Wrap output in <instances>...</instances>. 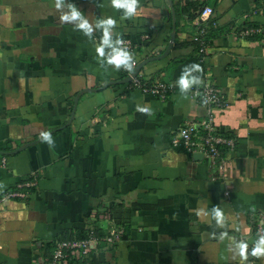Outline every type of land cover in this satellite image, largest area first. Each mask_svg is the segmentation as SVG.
<instances>
[{
  "label": "crops",
  "instance_id": "0c3cea01",
  "mask_svg": "<svg viewBox=\"0 0 264 264\" xmlns=\"http://www.w3.org/2000/svg\"><path fill=\"white\" fill-rule=\"evenodd\" d=\"M171 1L137 0L124 17L111 0H0V264H50L58 240L106 228L108 215L126 233L92 250V264H247L237 245L264 211V11H253L264 0ZM70 4L93 25L114 18L113 39L132 38L139 64L157 57L141 71L175 90L162 100L130 88L122 66L100 63L101 31L90 39L61 20ZM206 5L217 25L201 54L191 36ZM249 26L262 36H240ZM193 63L200 82L182 93L176 81ZM207 72L227 98L216 123L235 139L223 170L171 145L186 119L207 114L190 96ZM19 188L24 196L7 195Z\"/></svg>",
  "mask_w": 264,
  "mask_h": 264
},
{
  "label": "built area",
  "instance_id": "2783aa9c",
  "mask_svg": "<svg viewBox=\"0 0 264 264\" xmlns=\"http://www.w3.org/2000/svg\"><path fill=\"white\" fill-rule=\"evenodd\" d=\"M254 12L264 11V4L255 6ZM207 12V15L205 13ZM214 9L210 5L197 10L194 24L198 25V29L191 36L193 42L198 47L199 53H204L208 47V36L212 27L217 22L212 20L211 16ZM253 33L262 36L261 28L258 26H249L239 31L240 36L244 37ZM123 41V46L130 53L135 54L136 43L128 36L119 37ZM141 38L147 40L148 34H142ZM135 60L133 70L139 65V61ZM127 75L131 76L128 82L130 88L141 90L145 95L158 97L162 100L175 90L173 82L160 79L151 80L139 70L136 75H132L123 66ZM192 99L203 104L207 108V114L201 119H186L185 122L176 129L171 136V145L175 148H181L189 153H199L210 160L212 163L223 170L226 164V149H233L235 139L225 135L216 123V115L227 105V98L224 90L213 82L211 73L207 72L205 78L200 85L190 90ZM7 164L6 156L0 158V170ZM32 182L25 181L19 184V187L30 185ZM8 196H24L25 192L20 190L10 191ZM108 225L106 228L92 223L85 235L74 239H60L56 242L50 264H92L90 253L97 250L101 245L110 247L124 238L126 229L115 223L112 216L108 215ZM253 234L252 239L244 237L243 241L248 244L247 264H259L258 257L252 256L251 251L259 239L264 236V211H257L251 217Z\"/></svg>",
  "mask_w": 264,
  "mask_h": 264
},
{
  "label": "clouds",
  "instance_id": "9594fccd",
  "mask_svg": "<svg viewBox=\"0 0 264 264\" xmlns=\"http://www.w3.org/2000/svg\"><path fill=\"white\" fill-rule=\"evenodd\" d=\"M111 5L115 9H123L124 17H132L137 14V0H111ZM63 0H56L55 7L57 9L62 8ZM70 8L69 14L61 15L62 21L76 20L79 23L76 25L81 29L84 35L92 39V33L94 28L102 32L100 38V43L96 46V52L98 53V58L100 59L101 64L115 65L117 69L123 66L129 72L134 68L135 60L133 59L132 54L128 51L126 47L123 46V41L117 37L113 39V27L116 24V20L112 17H107L103 19H98L95 21L94 25L90 24L88 19H86L81 12L74 6L68 5ZM207 15V12L205 13ZM109 48L110 51L105 54V48ZM201 71V66L199 64L193 63L190 69H185L179 80L176 81L180 85L182 93H187V90L193 85L200 82L199 77L190 76L191 71ZM138 110L141 112H150V108L138 106ZM41 136L52 143L51 133L48 131L42 132ZM214 216L218 223H223L224 215L219 208H213ZM226 235V234H225ZM223 238V236L221 237ZM239 249V257L241 261L247 259L248 255V244L244 241H241L237 245ZM251 255L255 257L264 256V236H262L259 241L255 244L251 251Z\"/></svg>",
  "mask_w": 264,
  "mask_h": 264
},
{
  "label": "water",
  "instance_id": "95a60500",
  "mask_svg": "<svg viewBox=\"0 0 264 264\" xmlns=\"http://www.w3.org/2000/svg\"><path fill=\"white\" fill-rule=\"evenodd\" d=\"M170 2L172 3V1L170 0ZM174 39H175V33H173V35H172V38H171V41H170V45H169V49H168V51L171 49V47H172V42L174 41ZM167 54H163V55H161V57H165ZM157 57H150L149 59H147V61H143L141 64H139L133 71H132V75H136L137 73H138V71L139 70H141V68H142V66L144 65V64H146V63H148V61H151V60H155ZM131 80V76H129L128 78H127V80L126 81H130ZM75 110V109H74ZM5 154V153H4Z\"/></svg>",
  "mask_w": 264,
  "mask_h": 264
},
{
  "label": "trees",
  "instance_id": "16d2710c",
  "mask_svg": "<svg viewBox=\"0 0 264 264\" xmlns=\"http://www.w3.org/2000/svg\"><path fill=\"white\" fill-rule=\"evenodd\" d=\"M195 3V2H194ZM194 3H188V5L187 6H191V7H193L194 5H196V3L194 4ZM191 7H189V8H191ZM123 37H124V35H123ZM83 236V235H82Z\"/></svg>",
  "mask_w": 264,
  "mask_h": 264
}]
</instances>
